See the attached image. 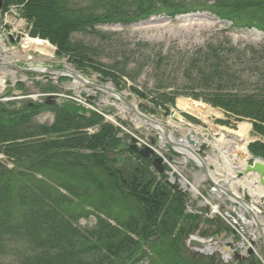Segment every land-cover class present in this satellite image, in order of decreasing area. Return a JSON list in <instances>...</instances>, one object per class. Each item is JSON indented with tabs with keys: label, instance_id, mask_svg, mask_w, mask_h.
I'll return each mask as SVG.
<instances>
[{
	"label": "trees",
	"instance_id": "obj_1",
	"mask_svg": "<svg viewBox=\"0 0 264 264\" xmlns=\"http://www.w3.org/2000/svg\"><path fill=\"white\" fill-rule=\"evenodd\" d=\"M18 1V2H17ZM17 2L32 38L48 40L86 75L136 82L129 62L101 64L97 49L77 38L99 27L131 26L163 15L209 12L233 31L264 34V0H5ZM264 52V48L262 49ZM221 48H210L186 69L179 86L156 84L155 109L169 114L179 97L201 100L238 121L250 119L264 136V92L236 90ZM162 61V59H160ZM141 99L146 94L132 87ZM92 103V102H90ZM48 113L52 122H40ZM223 123V121H218ZM122 128L99 112L64 99L61 103L0 101V264H262L255 256L225 263L220 255L190 250L186 241L201 225L231 232L229 225L188 212L187 202L148 161L133 151L117 153ZM124 136H126L124 134ZM256 156L264 145H252ZM264 156V154H262ZM13 164V168L8 166ZM95 218L94 224L81 225ZM209 234V235H208Z\"/></svg>",
	"mask_w": 264,
	"mask_h": 264
},
{
	"label": "rangeland",
	"instance_id": "obj_2",
	"mask_svg": "<svg viewBox=\"0 0 264 264\" xmlns=\"http://www.w3.org/2000/svg\"><path fill=\"white\" fill-rule=\"evenodd\" d=\"M17 2L4 7L0 17L1 57L11 58V64L22 68L65 69V65L68 64L71 65L70 69L72 72L84 80L98 85L108 83V81L102 82L98 74L86 75L78 73L76 71L77 67L66 58L60 57L57 53V48L48 40L44 41L51 45V49H49L46 55H42L36 50L26 52L23 41L32 37L29 35L26 20L20 15V6ZM99 30L107 34L108 38H102L94 34L78 35L76 37L89 45H93L97 49L96 58L101 64L111 67L115 61H119L120 63L129 62L128 70L131 74H136L138 66L142 67L143 65L145 68L136 82H131L125 78L126 86L122 85L119 87L114 84L113 88L116 92L124 95L150 118L161 122H168L176 139L180 138L178 128L190 130L192 135L200 133L210 143L208 150L210 155L208 159L211 158V161H213L210 163V169L218 176L227 177L232 172L231 168L233 166H241L246 161V154L238 151L235 154L241 158V161L229 160L230 164H225L221 155V149L226 147V143L217 129L224 128L230 131H238L240 124L245 122L251 124L249 120L238 121L235 117H228L221 110L216 111L219 109L190 97L177 98L174 105L169 108V114L166 115L163 109H155L153 107L151 99L154 97L155 86L158 82L162 81V83L170 86L185 84L188 81L185 72L190 67L191 62L202 57L212 47L221 48L223 62L228 68L227 71L235 77L233 80L238 84L235 88L236 90L264 92V52L262 51L264 48V34L256 30L233 31L229 29V23L218 20L209 12L182 15L176 19H169L166 16L159 15L150 18L148 21L128 27L107 25L99 27ZM10 35L15 41L12 42ZM12 74L16 76V79ZM132 87L145 93L146 99H141L137 95L134 98L133 95L135 94L131 91ZM66 98L99 112L111 123L115 121L123 130L120 135L122 142L129 141L132 136L141 140L145 137H154L155 139L157 138V143L160 145L156 131L147 128L140 121L136 120L133 113L118 99L107 93L90 88L77 79L59 77L55 74L16 72L10 69L0 71L1 102L8 101L10 105L44 103V101L61 103ZM134 99L137 103H135ZM181 99L191 100L211 108L213 111L208 122L182 109L179 106ZM215 112L220 113V115ZM174 114H178L180 116L179 119L186 125L174 123L172 121ZM190 118H195L198 121L191 120ZM218 120L223 121V123H218ZM39 121L43 123L52 122L53 118L50 114L45 113L39 117ZM250 138L247 146L248 153H250L249 149L251 151L250 147L255 143L258 146L264 145V136L256 134L252 125ZM162 148V152L165 155H171V152H168V148H164L163 146ZM258 154L264 158L262 155L264 152L260 151ZM173 160L176 162L173 166L177 167V172L180 174L179 177L177 175L174 177L179 178L180 181L186 179L194 186L199 192L197 200L208 201L211 203V206H221L217 199H211L212 188L209 182L201 180L202 176L199 178L194 177L197 171L196 164L190 160L187 163H183L184 158L181 156L174 157ZM0 161H7L1 153ZM251 162H253V159H251ZM213 163H218L223 171H218ZM8 166L13 168L12 163H8ZM187 197L191 198L192 194L187 193ZM262 207V215L264 216V204H262ZM205 208L210 209L208 205L201 209L205 211ZM226 210L236 218L237 215L241 214L235 205L229 203L226 204ZM219 212H222L221 207L219 208ZM95 221V218H90L87 221L83 220L81 225H92ZM221 221L228 225L224 219H221ZM241 225L247 232L256 237L255 247L264 258L263 243L255 226ZM229 228L233 231L230 226ZM214 229L215 227L209 224L201 225L195 235L208 240L211 236H201L202 233L200 231L206 230L209 232V230L212 231ZM243 236L249 240L247 235ZM222 238V240L232 239L231 232L223 234ZM222 253V249L216 248L211 255L221 256Z\"/></svg>",
	"mask_w": 264,
	"mask_h": 264
},
{
	"label": "water",
	"instance_id": "obj_3",
	"mask_svg": "<svg viewBox=\"0 0 264 264\" xmlns=\"http://www.w3.org/2000/svg\"><path fill=\"white\" fill-rule=\"evenodd\" d=\"M4 6V0H0V12L2 11ZM10 39L15 41L12 36H10ZM65 69H52V68H46V69H40V68H22L17 65H12L10 63H7L3 60L0 59V69H10L16 72H23V73H34V74H55L57 76H62V77H70L73 79H77L84 83L86 86H89L90 88L99 90L101 92L107 93L108 95H111L112 97L118 99L124 106L128 108V110L133 113L134 117L136 120L142 122L144 125H146L148 128H155L159 129L163 133V138L165 144H167L170 148L178 152L179 154L183 155L184 157H187L194 161L198 168H200L202 171H204V174L206 176V179L211 183L213 186V195L214 198H217L218 200H221V196L216 195L217 192L220 194L226 196L229 200V202L236 204L240 207L241 211L246 213L250 219L251 222H253L259 232V236L261 237L263 244H264V229L261 224V221L259 219V213L253 208V206L248 203L245 199L244 196L242 195H237L232 189L227 188L230 183H236L238 181H244L247 176L253 175L256 178V184L261 187L264 190V160L261 158H256L253 161V164H249V160H247L246 167L245 168H235L237 170V174L235 177L228 176L227 182H217L211 175V171L209 169L208 163L203 159V155L208 148V143L207 141H204L205 144H200L199 140H203V137L201 134H196V138H193L191 134L188 132L185 141L181 140L176 142L172 138V133L171 130L169 129L168 125L159 121H156L152 118H150L147 114H145L142 110H140L137 106H135L131 101H129L124 95L118 93L115 91V89L112 87L113 82L111 81L110 83H107L106 85H98L91 83L87 80L82 79L80 76L77 74H74L72 72L71 65H65ZM76 71L78 73L82 72L81 68H77ZM49 104L51 103L50 101L48 102ZM135 103H137L135 101ZM175 119H178V115L174 116ZM151 144H154V141L152 139H149ZM140 140L138 138L133 137L130 142L126 141L120 144L116 148V152H122V151H128L131 150L141 157H143L146 160H149L151 157L156 156L152 162V166L154 169L160 173L164 174L165 173V156H163L155 147L145 145L143 148L140 147ZM175 171L173 170L172 173H166L167 175L172 177V174ZM175 183H179L178 179L173 180ZM167 183L171 185L175 190H179L180 196L179 200L184 199V195L187 192V188L182 184L181 188L177 184H174L171 180H168ZM239 189V188H237ZM192 194H194L192 191H190ZM190 208L191 210H194L197 206H204V203H200L198 201H191L190 202ZM223 209H225L223 207ZM226 217L230 219L232 222H234L236 225H238L237 221L228 213H225ZM245 234H247L245 232ZM237 235V231L233 230V236ZM214 245H218L221 247L223 252L226 254L225 259L228 260L232 253L235 252L234 246H237L238 248H243L244 244L243 243H230L229 241L227 242H222L220 238H211L209 240H203L198 237H191L190 240L188 241V247L191 249H194L196 251H200L205 254H210L213 252ZM254 240H250V246H248L245 249V254H239L235 252V257L237 259H244L245 255H252L254 251Z\"/></svg>",
	"mask_w": 264,
	"mask_h": 264
},
{
	"label": "bare ground",
	"instance_id": "obj_4",
	"mask_svg": "<svg viewBox=\"0 0 264 264\" xmlns=\"http://www.w3.org/2000/svg\"><path fill=\"white\" fill-rule=\"evenodd\" d=\"M23 46L26 52L30 50H36L39 51L42 55H46L49 49H51L49 43L42 42L38 39H32V38H27L26 40H24ZM1 52L2 50L0 49V59H5V61H7L8 63L12 62L11 61L12 59L9 57H1ZM12 75L16 79V76L14 74ZM179 106L182 109L187 110L189 113H192L193 115L202 118L206 122H208V119L213 111L211 110V108L205 105L186 99H181L179 101ZM217 114L220 115V113ZM217 130L220 132L221 137L224 139V142L226 143V147H224V149L223 148L221 149V155L222 158L224 159L225 164L229 165L230 164L229 160L241 161V158L235 154L238 151H242L244 154H246V158L249 157V153L247 149L248 143L251 139L250 138L251 125L249 123L240 124L238 131H230L224 128H218ZM143 140H146V137ZM174 169L178 171L177 167H174ZM181 182L185 186L189 187L190 191L194 193L193 195L195 197L199 196L198 190L194 186H192L186 179H184ZM204 204H208V201H206ZM214 211L219 212V210H217L216 208H214ZM251 238L255 240V238L253 237Z\"/></svg>",
	"mask_w": 264,
	"mask_h": 264
}]
</instances>
